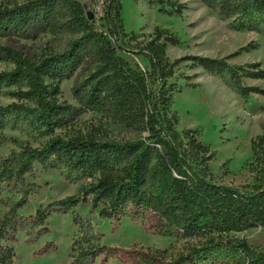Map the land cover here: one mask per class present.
Wrapping results in <instances>:
<instances>
[{"label": "trees", "instance_id": "trees-1", "mask_svg": "<svg viewBox=\"0 0 264 264\" xmlns=\"http://www.w3.org/2000/svg\"><path fill=\"white\" fill-rule=\"evenodd\" d=\"M106 2L104 23L97 25L81 0L0 1V40L31 37L58 26L78 33L66 49L38 62L0 43V62L12 64L0 70V99H12L0 101V147L8 142L14 146L0 159V264H14L19 232L39 237L49 231L45 221L55 212H70L76 227L69 264H93L100 255L116 254V247L102 244L103 234L92 219L77 212L80 204H89L90 213L109 220L139 219L141 210L151 211L158 218L154 228L159 234L183 242L178 252L172 251L173 245L148 247L140 264H264V247L237 234L264 227V135H257L251 145L259 164L256 181H221L210 165L215 152L203 140L202 128L179 130L180 117L173 108L175 96L183 91L178 78H191L178 75L183 61L221 77L245 101L253 94L264 95V88L244 82L264 79L260 63L230 61L254 44L221 58L171 60L166 48L180 43L177 33L157 27L148 39L138 41L133 31H125L121 2ZM149 2L169 15L182 12L175 0ZM202 2L216 8L234 29L264 35V0ZM122 52L143 57L147 65L132 64ZM80 69L84 74L73 89L80 103L76 107L60 101V83ZM81 108L144 134L116 140L58 133ZM7 131H19L27 139L9 137ZM36 164L60 170L77 188L25 216L21 209L41 190L27 179L34 177Z\"/></svg>", "mask_w": 264, "mask_h": 264}, {"label": "rangeland", "instance_id": "rangeland-1", "mask_svg": "<svg viewBox=\"0 0 264 264\" xmlns=\"http://www.w3.org/2000/svg\"><path fill=\"white\" fill-rule=\"evenodd\" d=\"M3 2H24L26 0H0ZM90 11L97 25L104 23L106 0H81ZM125 31L134 32L138 41L149 38L157 27L170 29L179 35L177 45L168 44L167 54L171 60L188 56H206L221 58L238 51L249 43L254 44L250 51H242L230 61L235 64L260 63L264 68V35L246 30H236L230 21L216 8L206 6L202 0H175L182 7L179 15H169L160 5L149 0H119ZM58 26V24H57ZM78 33L58 26L53 31L32 32L31 37H13L1 39L0 43L11 46L31 61L38 62L49 54L63 51ZM134 42V41H133ZM132 64L140 67L147 61L140 56L121 53ZM12 67V64L0 62V70ZM178 75L191 76L178 78L183 91L175 96L174 110L183 128H202L203 140L212 145L215 152L210 165L217 179L235 185L253 184L259 174V164L252 152V140L264 135V95L253 94L245 101L219 76L207 72L201 66L191 67L187 61L180 64ZM84 72L78 70L70 78L60 83L61 102L80 107L73 89ZM197 86H188V83ZM246 85L264 88V79L244 80ZM10 97L1 98L4 104ZM80 114L67 129H59L62 135H94L98 138L131 140L143 135L140 131L125 128L108 121L101 112L81 108ZM9 137H27L19 131H7ZM32 145L37 141L30 140ZM8 142L0 147V159L7 156L13 148ZM29 182L41 187L38 193L31 195L29 203L21 209L25 216L33 215L41 204L62 199L74 194L77 184H71L60 170L45 169L35 165L34 177L27 176ZM82 216L92 219L95 229L103 234L102 244L116 247L113 256L100 255L93 264H140V256L148 247L168 248L173 252L183 249V242L159 234L154 228L157 216L148 210H141L139 219L123 217L120 220L100 218L98 212L90 213L89 204H80L76 208ZM49 231L36 237L25 231L18 233L14 264H69L76 227L72 214L52 213L45 221ZM246 237L250 243L264 247V227L249 228L237 233Z\"/></svg>", "mask_w": 264, "mask_h": 264}, {"label": "water", "instance_id": "water-1", "mask_svg": "<svg viewBox=\"0 0 264 264\" xmlns=\"http://www.w3.org/2000/svg\"><path fill=\"white\" fill-rule=\"evenodd\" d=\"M87 13H88V16H89L90 18H92V14H91V12H90V11H87Z\"/></svg>", "mask_w": 264, "mask_h": 264}]
</instances>
